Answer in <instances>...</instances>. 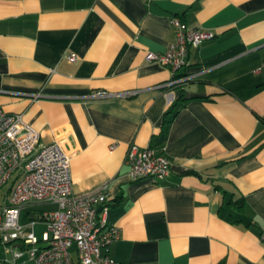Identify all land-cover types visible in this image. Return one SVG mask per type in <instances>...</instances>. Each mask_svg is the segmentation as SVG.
Returning <instances> with one entry per match:
<instances>
[{"label": "crops", "instance_id": "obj_1", "mask_svg": "<svg viewBox=\"0 0 264 264\" xmlns=\"http://www.w3.org/2000/svg\"><path fill=\"white\" fill-rule=\"evenodd\" d=\"M173 16L216 37L168 87L148 54ZM263 64L264 0H0V107L70 155L75 194L107 184L119 264H264ZM132 143L166 148L170 175L133 180Z\"/></svg>", "mask_w": 264, "mask_h": 264}, {"label": "built area", "instance_id": "obj_2", "mask_svg": "<svg viewBox=\"0 0 264 264\" xmlns=\"http://www.w3.org/2000/svg\"><path fill=\"white\" fill-rule=\"evenodd\" d=\"M170 23L174 40L164 52H150L148 59L172 71L168 87L184 86L196 76L188 70L190 48L213 40L216 33L203 27L187 28L179 16H173ZM261 69L264 71V64ZM125 162L133 180H163L172 169L166 148L158 150L135 143L130 144ZM70 163V155L58 143L40 145V132L22 114L0 107V191L7 188L0 204V248L12 252L14 264L24 256L33 264H76L70 252L72 246L78 250L79 264H119L103 253L120 236V229L109 223L112 200L107 184L75 194ZM36 204L57 208L34 210L28 214L27 224H22L24 209ZM38 223L47 227L41 237L35 231ZM6 262L0 255V264Z\"/></svg>", "mask_w": 264, "mask_h": 264}, {"label": "rangeland", "instance_id": "obj_3", "mask_svg": "<svg viewBox=\"0 0 264 264\" xmlns=\"http://www.w3.org/2000/svg\"><path fill=\"white\" fill-rule=\"evenodd\" d=\"M6 194H7V188L0 191V204L4 202ZM28 208H30V209H28V211H26V209H25L24 215L27 213H31L34 210L40 211V210L56 209L57 206L56 205H49V204H41V205L38 204V205H33L31 207H28ZM31 230H32V228L27 229V231H31ZM8 252H10V251H8Z\"/></svg>", "mask_w": 264, "mask_h": 264}]
</instances>
